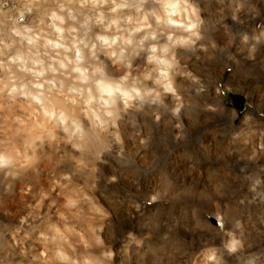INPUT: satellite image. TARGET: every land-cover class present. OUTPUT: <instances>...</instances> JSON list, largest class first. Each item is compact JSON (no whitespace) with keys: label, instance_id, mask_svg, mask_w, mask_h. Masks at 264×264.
<instances>
[{"label":"clouds","instance_id":"clouds-1","mask_svg":"<svg viewBox=\"0 0 264 264\" xmlns=\"http://www.w3.org/2000/svg\"><path fill=\"white\" fill-rule=\"evenodd\" d=\"M206 7L216 13L223 43L204 42L209 19L199 0H0V178L4 193H19L24 208L0 244V264H264V243L258 242L264 240V164L255 171L242 167L236 176L210 169L207 184L196 190L179 186L167 156L152 148L158 139L153 125L173 129V141L181 142L186 120L216 112L201 103L210 81L181 53L211 47L210 59L219 51L238 62L237 54L255 60L264 44V23L236 32L226 22L244 24L250 13L255 19L250 0H207ZM241 140L237 129L225 143L235 149ZM163 148L169 150L166 138ZM54 157L53 172L39 179L41 166ZM106 157L113 161L107 183L128 182L120 203L139 217L141 229L128 231L119 249L110 242L115 232L105 237L113 213L98 195L95 175L99 164L109 163ZM261 157L264 142L246 159ZM65 160L72 167L56 172ZM142 180L151 186L140 197ZM236 181L246 187L237 200L248 210L242 215L216 199ZM181 199L211 200L216 225L199 205H181L171 224L164 221L161 242L153 243L161 206ZM201 224L219 234V244L205 241L192 250L172 235L179 227L208 232Z\"/></svg>","mask_w":264,"mask_h":264},{"label":"bare ground","instance_id":"bare-ground-1","mask_svg":"<svg viewBox=\"0 0 264 264\" xmlns=\"http://www.w3.org/2000/svg\"><path fill=\"white\" fill-rule=\"evenodd\" d=\"M261 1L262 0H250V2L254 4L258 9V15L255 16V19L251 18V13H250L248 21L244 24L233 22L230 18L226 22L236 32L250 29L252 26L256 24L264 23V6L262 5ZM199 3L202 8L206 9L202 14L209 19L208 29H207L209 36L206 37H209L208 40L215 39L223 43V39H224L222 35L223 29L221 25L218 24L219 21L216 18L215 11H212L211 7H206L207 0H199ZM147 6L148 5H146V7ZM204 42L206 43V40ZM262 47H263L262 53L264 54V45ZM233 52H235L234 48H233ZM181 56L193 71L198 72L199 74H201L207 80L210 81L209 90L201 97V103L205 102L213 106L221 105L222 102L224 101L225 94L229 91V89H233V88L246 95L248 102L246 103V107H245L246 112H241L236 108H231V109L229 108L227 111H223L221 113L222 116H220L219 112L201 111L199 114L201 116H204L205 118L203 119L200 125L201 138H193L194 130L192 129H190L189 132V135L192 136V138H187L184 141L175 142L173 141V138H166V142L169 145V150L171 151V153H184L185 156L178 157L174 154L168 155V152L167 153L165 152L167 155L163 154L162 152L161 156L162 157L167 156L168 164L169 163L175 164L178 167L182 168L183 169L182 171H185L187 173V176L196 174V170L198 168H201L205 172V174H207L210 169L220 168L219 171L220 172L222 171L221 173H224V176L243 175V173H241L240 170L242 167H246L248 169L247 166H249L248 171L257 170L260 164H264V157H261L260 160L257 162H249V165H246L245 162L243 163V160L239 158V153H234L231 156L224 155L222 157L223 160H219L220 158L216 160L211 158L209 155H207V151L204 149V145L205 144L210 145V143L213 142L215 143L216 146H221L219 150L224 154L225 152H229L227 151V148L222 147V143H224L226 140L223 138H203V137L208 134V130H214L217 127H219V130H221V132L223 133H226V131L228 132L234 129V126H236V124L241 126L247 125L254 127L255 131L253 132L252 137L248 138V141L251 142L250 147L248 148L253 156L256 155V145L258 143L264 142V64L261 65L259 71H255V70L251 71L249 69L250 60L245 59L243 56L239 54H237L238 62H234L228 59L225 54H223L222 57H220L219 59H210L209 54L203 52H200L198 54L181 53ZM197 56L199 58H197ZM250 103L255 104L254 109L250 108ZM244 116H250L251 120L243 121ZM171 131L173 133L174 130L171 129ZM157 140H160V138H158ZM215 155H220V154L215 153ZM106 159H108L109 163L99 164L100 172L96 173L95 175L98 176L99 178L98 195H101L102 200H106V201L108 200L110 201V203H112L109 210L112 211L113 215L111 222L105 228V237L106 239H108L109 237H111L112 233L115 232L116 238L115 240L110 242L113 244V246L116 249H119L121 240L128 231H135L139 233L141 232V229L138 226L139 217L132 214L127 209L126 204L120 203V200L124 198L125 191L130 187V185L123 178H121L118 183H114V184L107 183V176L113 174V168L111 167L113 161L111 157H106ZM219 162L221 163L218 168L217 164ZM55 163L56 161H54L51 164V167L48 170V174L53 172L54 170L53 166L55 165ZM190 164H193L192 168H190ZM71 167H72L71 162L65 160L55 167V171L60 172V171L68 170ZM193 168H195V170H192ZM227 170L229 173H227ZM85 171L90 173V170H85ZM189 172H191V174H189ZM45 174H46V170L43 168V166H41L39 179H42L43 175ZM182 176L183 174L181 175V178ZM37 179H38L37 177L28 178V180L33 183H35ZM179 181L181 182V180ZM22 183L23 181H21V185ZM235 183L237 184V186L234 189V193H235L234 195L236 200H238L239 197L244 195V193L246 192V187L243 186L239 181L238 183L237 181ZM141 184L143 185V191L140 194V197H143L150 190L149 187L150 184L149 186H146L145 180H142ZM19 186L20 185H18V187ZM11 201H13L14 204L17 206L19 204H23V201L20 199L19 193H17L16 195H6L4 193L3 181L2 178H0V223H1L0 225L2 227L1 233L3 239L5 238L6 233L15 226L14 222L16 218L19 215L23 214L24 211L23 205L18 206L20 207V210H18L20 211L19 213L14 211ZM155 207L156 205L148 206L146 207L145 210L151 211ZM242 208L243 207H239V209L241 210ZM174 209H177V206ZM170 210L171 208L169 205L161 206V214L168 211L170 212ZM214 211H215L214 206L212 204H208L207 207H205V209L203 207V210L201 212L204 216H206L209 223L213 226L216 225V220L215 222H211L208 218V215L213 213ZM252 211H255L254 206H252ZM202 227L208 228L209 231L201 232L200 234L198 233L199 235L197 234V237H193L194 234L193 235L191 234L190 236L188 235L184 236L178 234L174 237L181 239L182 241L180 243H184L186 247H190L192 250H197L201 246V244L205 241L215 242L219 244L220 242L219 234L214 229L211 230L210 226L207 224H203ZM155 235H153V237H155ZM253 239H256L255 234H253ZM258 242L264 243V240H260ZM35 247L37 246L35 245Z\"/></svg>","mask_w":264,"mask_h":264},{"label":"rangeland","instance_id":"rangeland-1","mask_svg":"<svg viewBox=\"0 0 264 264\" xmlns=\"http://www.w3.org/2000/svg\"><path fill=\"white\" fill-rule=\"evenodd\" d=\"M261 3L264 6V0H262ZM206 36H209L208 32L206 33ZM208 38L209 37H206V43H208L210 40H212V39H209L208 40ZM217 41L219 42V40H217ZM219 43H222V42L220 41ZM263 45L264 44H262L260 46V49H259V51L256 54V59L255 60H250L249 69L251 71L252 70L259 71V68H261V65L264 64V54L262 53V49H263L262 46ZM209 49L210 50L208 51V54L211 53L210 51H212V52L214 51L211 47H209ZM231 50L233 51V49H231ZM223 54L224 53L217 51L216 52V58L215 59H219L220 57H222ZM237 100L241 103V105H242L241 107H237V105H236ZM247 102H248L247 96L244 95L243 93L239 92L238 90H235L233 88V89H229V91L225 94L224 101L222 102L221 105H218V106L209 105V106L215 108L216 112H219L220 113V116H222L221 113L223 111H227L229 108L230 109L231 108H236V109L240 110L241 112H246L245 107H246V103ZM250 108L254 109L255 108V104H251L250 103ZM203 119H205L204 116H201L199 114L198 122H195V123L193 122L192 123L191 121H188V120L185 121V123H186L187 138H192V136L189 135L190 129L194 130L193 131L194 132V137L193 138H201V135H200L201 134L200 125H201ZM149 123H150V121H149ZM190 124L193 125V126H191ZM153 128L155 130V136L158 137V138H160V140H157L156 139L155 142L152 144V148L157 153H159L160 155H162V152H163V154H166L168 152V155H169V153H171V151L168 150L166 152L165 149L163 148V143H164L165 138H172L171 128H164L162 126H156V125H153ZM237 129H239L240 136L242 137L241 142L237 144V146L235 147V149H233L231 147V144H226L225 143L226 141L224 143H222V147L227 148V151H229V152L230 151H233V150L239 152L240 153L239 155H241L242 158H245V159H242L243 160V163L245 162L246 165H249V162L250 161H248L246 158L249 155L250 150H249L248 147H244V141H246V140L248 141V138H251L252 137L253 132L255 131L254 130V127L247 126V125L241 126V125H237L236 124V126H234V129H232L231 131H228V132L226 131V133L221 132V130H219V127H217L214 130H208V134L206 136H204L203 138H223V139L227 140L228 135L231 132H233V131H235ZM162 138H163V140H162ZM219 148H221V146H216L215 143H213V142H211L210 145H207V144L204 145V149L207 151V155H209L211 158L216 159V160L218 159L217 158L218 155H215V153H219L220 155H224L222 152H220ZM238 149H240V150H238ZM216 151H219V152H216ZM219 160H223V159L220 158ZM54 161H56V158L55 157L53 158V162ZM220 163L221 162H219L217 164L218 168H219ZM51 164H49L47 167H44L42 165L43 168L46 170V174L43 175L42 179L44 177H46V176L49 175L48 174V170L50 169ZM168 165H169L168 166L169 171L172 172V173H174V175L176 176L177 182H178L177 184L179 186L192 185L196 190H199L200 188L204 187L207 184V180H206L207 174H205V172L201 168H198L196 170V174H194V175H188L187 176V173L185 171H182L183 169L180 168V167H178L177 165L170 164V163ZM247 167L249 169V166H247ZM200 171H202L204 173V176L198 175V172H200ZM184 173L186 174V176H185ZM227 173H229L228 170H227ZM182 174H183V176L181 178V175ZM221 174L224 175V173H221ZM178 179L181 180V182ZM187 179H189L190 181L187 180ZM237 183H238V181H237ZM149 184H150L149 181H145V185L146 186H149ZM236 186H237V184L235 182H233L232 185H231V188L229 190V193L227 195H225L224 197H221V198H216V197H214V198L220 199V203H221V206L222 207L225 204L231 205L232 208H233V209H231L232 212H234L237 215H242V214H245L248 210L245 209V208H242V210H241L237 206V200H236L235 195H234L235 194L234 193V189L236 188ZM200 195L201 196H204V195H206V193H200ZM210 201L209 200L208 201L207 200H195V199H191V200L181 199L180 201H178V203H175L174 204V207H170L171 208V210H170L171 213L168 211V212H164V213L161 214V216H160L161 225H160V228L158 230H155L154 231L153 235H155V234L156 235H155V237H152V242L153 243H160L161 242V240H160L161 235L165 231L168 230L167 227H166V225H165V223H164V221H167L168 224H171L172 221H171V218L170 217L173 214H179V210H180L181 205L189 206L190 207L192 204H197V205H199V207H201L200 209H201V212H202L203 207L205 209V207H207L208 204H212V202H210ZM11 202H12V206H13L14 211H16L17 213H19L20 211H18V210H20V207H18V206H20V205L22 206L23 204H19L17 206V205L14 204L13 201H11ZM102 202L105 204L106 207L107 206H108V208L111 207V204L112 203H110V201H108V200L107 201L106 200H102ZM202 205H204V206H202ZM176 206H177V209H174V208H176ZM172 210H174V211H172ZM208 218H209V220L211 222H215V218L212 215L209 214L208 215ZM202 225L203 224H201L200 226L202 227ZM1 228L2 227L0 225V244H3L4 243V239H3V236H2V233H1L2 232V229ZM198 233L200 234L201 232L185 231V229L183 227L175 228L172 231V235L173 236H176L178 234L179 235H184V236H186V235L190 236L191 234L192 235L194 234L195 236L193 235V237H197V234ZM36 246H37V248L40 247V245H36ZM13 264H15V262H13Z\"/></svg>","mask_w":264,"mask_h":264},{"label":"water","instance_id":"water-1","mask_svg":"<svg viewBox=\"0 0 264 264\" xmlns=\"http://www.w3.org/2000/svg\"><path fill=\"white\" fill-rule=\"evenodd\" d=\"M236 105H237V107H241L242 106L241 103L238 100L236 102Z\"/></svg>","mask_w":264,"mask_h":264}]
</instances>
